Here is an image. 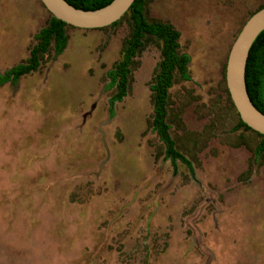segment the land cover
Wrapping results in <instances>:
<instances>
[{
	"label": "rangeland",
	"instance_id": "1",
	"mask_svg": "<svg viewBox=\"0 0 264 264\" xmlns=\"http://www.w3.org/2000/svg\"><path fill=\"white\" fill-rule=\"evenodd\" d=\"M264 0H150L180 32L189 80L169 89L170 131L193 171L163 159L151 129L160 46L146 40L110 115L107 71L129 26L67 28L64 50L0 84V264H264V153L235 129L229 50ZM41 0H0V73L29 55Z\"/></svg>",
	"mask_w": 264,
	"mask_h": 264
},
{
	"label": "trees",
	"instance_id": "2",
	"mask_svg": "<svg viewBox=\"0 0 264 264\" xmlns=\"http://www.w3.org/2000/svg\"><path fill=\"white\" fill-rule=\"evenodd\" d=\"M71 5L92 10L108 4L111 0H66ZM150 0H134L123 16L111 25L101 28L114 27L122 20H126L129 26L128 35L125 37L120 55L107 71V89H114L109 97L110 115H114L113 105L121 101L128 93L134 58L143 47L146 40L156 41L160 46V58L155 73L150 82L152 99L151 129L156 133L163 146V159L169 160L174 172H177V161L185 165L189 171H193L192 161L177 147L170 128L168 115L169 89L172 87L175 75L183 80H189L188 64L190 56L181 51L179 38L180 32L168 21L152 19L147 14V6ZM261 4L251 15L262 8ZM49 18L43 26L34 34V42L29 50V55L21 62L13 65L0 73V84L11 82L16 84L21 76L36 71L49 51L54 55L60 54L68 42L67 28L71 25L54 17L49 13ZM250 15V16H251ZM249 16V17H250ZM245 81L249 97L253 104L264 113V29L257 35L250 47L245 67ZM224 90L228 101L237 114L238 120L235 129L242 128L251 131L259 137L254 147V157L264 153V134H261L246 125L230 98L224 79Z\"/></svg>",
	"mask_w": 264,
	"mask_h": 264
},
{
	"label": "water",
	"instance_id": "3",
	"mask_svg": "<svg viewBox=\"0 0 264 264\" xmlns=\"http://www.w3.org/2000/svg\"><path fill=\"white\" fill-rule=\"evenodd\" d=\"M134 0H111L92 10L77 8L66 0H41L56 18L79 28H100L120 19ZM264 29V6L244 23L228 53L225 79L230 98L240 119L251 129L264 134V113L251 101L245 81V67L250 47Z\"/></svg>",
	"mask_w": 264,
	"mask_h": 264
}]
</instances>
